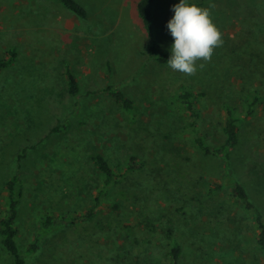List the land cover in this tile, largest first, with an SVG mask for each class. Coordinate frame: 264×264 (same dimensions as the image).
I'll list each match as a JSON object with an SVG mask.
<instances>
[{"label":"rangeland","instance_id":"1","mask_svg":"<svg viewBox=\"0 0 264 264\" xmlns=\"http://www.w3.org/2000/svg\"><path fill=\"white\" fill-rule=\"evenodd\" d=\"M78 1L88 19L57 0H0V53H18L0 75V220L6 183L16 175L23 182L18 244L27 264H170L174 241L183 247L179 264H264L256 218L233 195L242 185L264 219V0H189L214 5L223 39L195 75L150 55L140 0ZM178 4L155 1L163 54L174 44L165 24ZM65 60L81 86L77 97ZM109 86L134 101L135 114ZM182 86L203 94L199 127L210 146L224 142V113L243 118L230 160L194 147ZM98 153L112 167L134 155L145 165L87 217L102 186ZM49 216L59 219L49 224ZM1 241L0 264H13Z\"/></svg>","mask_w":264,"mask_h":264},{"label":"trees","instance_id":"2","mask_svg":"<svg viewBox=\"0 0 264 264\" xmlns=\"http://www.w3.org/2000/svg\"><path fill=\"white\" fill-rule=\"evenodd\" d=\"M61 5H63L68 11L75 14L76 16L82 19H88L89 13L87 9L78 1V0H57ZM155 1L156 0H140L137 4V11L139 17L143 23V27L147 33V37L152 42L150 55L154 57V60L160 64H167V61L171 58L172 53L163 54L160 51V44L156 40L154 27H153V18L155 10ZM181 0H179V3ZM174 18V17H173ZM171 18V19H173ZM170 19V20H171ZM166 22V26L170 22ZM18 58V53L15 48L7 50L5 54L0 53V75L3 70L11 68L15 65ZM65 78L67 79L69 92L72 96L77 97L81 93L80 83L72 69L71 63L65 60ZM109 95L116 100L127 112L136 113V106L134 101L125 95L120 89L113 86H109L105 89ZM180 98L182 101V106L186 113H188V120L186 123V131L192 135L193 145L200 152L221 157L223 160H230V151L236 147L239 141V132L240 126L243 122V118L239 115L232 114L229 110L227 113H224L226 124L223 128L224 142L217 145L216 147L210 146L207 142V135H205L199 127V120L202 118V111L199 106V100L203 96L202 93L198 94L190 88L189 86H182L179 90ZM260 98V97H257ZM258 104V99L256 102H252L248 105V108L251 109ZM253 113H247V117H251ZM95 165L100 172L102 179V186L99 188L96 195V205L92 211L87 214V217H93L96 213L98 207L103 205V197L106 195L111 188L115 186L119 181L126 179L128 176H133L136 173L144 168L145 162L142 161L138 156H132L129 163L125 166L119 165L118 167H112L108 160L102 154L98 153L93 156ZM23 182L21 179L14 175L6 183L3 201L5 212L2 215L0 220V239L1 243L7 249L9 254L13 259V264H27L25 257L21 254V248L18 244L19 242V230L16 225V222L19 217V207L21 204V198L23 196ZM223 185H215V190L222 189ZM124 198L126 194L121 192ZM234 197L242 204L243 208L252 213L256 218L258 225V238L257 244L260 250L264 255V219L259 213V210L255 204L251 201L249 193L247 190L240 184H237L233 190ZM122 202H117L115 206V211L117 212L120 208ZM48 216V215H47ZM58 221V217H47L45 219L46 223H52L53 220ZM45 227H48L46 225ZM132 229V226L129 227ZM133 230V229H132ZM36 236L35 241L40 243L41 240ZM46 239V238H45ZM44 242V239L43 241ZM40 245V244H39ZM38 245H34L30 248V251L37 250ZM34 252V251H33ZM169 256L171 257L170 264H179L183 256V247L178 242L174 241L170 251Z\"/></svg>","mask_w":264,"mask_h":264},{"label":"clouds","instance_id":"3","mask_svg":"<svg viewBox=\"0 0 264 264\" xmlns=\"http://www.w3.org/2000/svg\"><path fill=\"white\" fill-rule=\"evenodd\" d=\"M210 4L202 8L189 0H181L174 6V18L167 27L174 37L171 58L167 64L173 70L195 75L210 62L214 49L223 45L222 33L211 16ZM203 61L204 63H198Z\"/></svg>","mask_w":264,"mask_h":264}]
</instances>
